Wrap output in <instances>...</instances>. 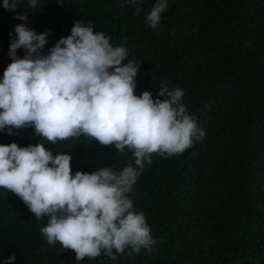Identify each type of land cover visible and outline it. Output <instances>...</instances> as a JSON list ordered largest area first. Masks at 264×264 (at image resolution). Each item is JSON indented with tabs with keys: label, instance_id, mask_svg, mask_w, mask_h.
<instances>
[{
	"label": "trees",
	"instance_id": "1",
	"mask_svg": "<svg viewBox=\"0 0 264 264\" xmlns=\"http://www.w3.org/2000/svg\"><path fill=\"white\" fill-rule=\"evenodd\" d=\"M140 3L134 15L125 0H38L36 8L22 0L16 12L0 0V79L11 62L9 32L22 23L15 16L27 12L26 27L52 30L42 54L83 20L127 49L125 63L141 62L137 95L149 90L155 99L162 82L184 90L182 102L198 117L204 139L179 155L152 154L128 194L145 214L154 250L129 255L126 248L115 260L102 253L76 262L73 251L41 233L48 217L37 221L0 188V264L12 253L14 264H264V0H168L157 31L145 24L156 0ZM13 132L0 131V144L39 142L53 155L67 152L72 174L135 166L127 148L120 153L84 135L54 145L32 127Z\"/></svg>",
	"mask_w": 264,
	"mask_h": 264
},
{
	"label": "clouds",
	"instance_id": "2",
	"mask_svg": "<svg viewBox=\"0 0 264 264\" xmlns=\"http://www.w3.org/2000/svg\"><path fill=\"white\" fill-rule=\"evenodd\" d=\"M141 12L140 0H125ZM22 0H2L5 10L16 12ZM31 8L38 0H28ZM62 4L63 0H57ZM168 0H156L145 15L146 27L157 31ZM29 14L18 13L22 23L10 31L11 62L0 79V131L32 127L49 143L81 135L118 152L130 150L129 163L119 172L103 166L72 174L71 155H53L43 143L21 147L0 144V188L18 196L37 221L48 217L40 231L49 244L59 242L75 253L76 262L102 253L139 254L154 250L157 241L145 214L133 208L129 193L152 163V154H182L204 139L198 117L187 112L184 90H169L162 82L154 99L149 90L137 95L136 77L141 62L129 60L123 46H113L103 32L83 20L74 21L70 35L62 36L47 54L51 29L37 33L26 27ZM23 48L25 55L17 56ZM163 97V99H160ZM115 250V251H114ZM15 253L3 264H14Z\"/></svg>",
	"mask_w": 264,
	"mask_h": 264
}]
</instances>
